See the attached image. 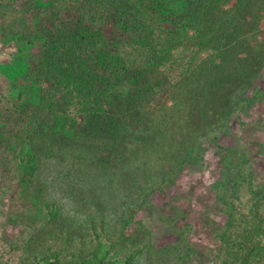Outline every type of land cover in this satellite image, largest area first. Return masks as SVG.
Here are the masks:
<instances>
[{
  "label": "trees",
  "instance_id": "16d2710c",
  "mask_svg": "<svg viewBox=\"0 0 264 264\" xmlns=\"http://www.w3.org/2000/svg\"><path fill=\"white\" fill-rule=\"evenodd\" d=\"M34 1L21 4L44 19L42 45L28 62V77L41 86V97L22 109L15 106L0 128V200L24 188L23 181L28 194L22 196L26 203L17 206L18 213L35 212L38 204L30 194L36 196L39 190L44 196L41 166L47 160L58 161L59 170L80 166L128 173L138 171L140 162L158 147V155L163 152L166 160H173L164 178L168 183L187 169L203 170L209 149L202 136L210 129L222 130L245 108L264 63V0H180L182 10L171 11L166 20L155 0H48L45 6H34ZM9 10L18 11L17 0H0V15L6 17ZM66 11L75 14L74 26ZM5 27L34 43L23 17L12 15ZM60 105L81 117L73 137L59 128ZM170 130L168 141L158 140ZM17 140L20 149L12 145ZM23 142L31 152L23 151ZM218 148L226 166L235 152ZM235 167L246 175L244 167ZM157 189H144V197L127 205L117 225L95 210L83 228H75L73 220L61 219L54 200L43 199L40 206L46 216L31 221L23 215L30 229L13 237L7 229L8 212L2 209L0 264H63L69 256L80 264H113L117 256L121 264H141V257L151 254L150 246L130 238L127 231ZM251 190L264 200V189ZM259 208L258 203L246 218L232 202L229 218L239 217L245 225L239 224L234 235L219 237L217 264H264V211ZM186 226L179 232L188 242L192 229ZM31 232L44 233L38 252L31 247ZM85 232L92 237V249L83 238ZM77 241L79 252L70 254ZM187 246L192 244H173L162 253L153 250L151 264L182 260Z\"/></svg>",
  "mask_w": 264,
  "mask_h": 264
},
{
  "label": "rangeland",
  "instance_id": "374dc122",
  "mask_svg": "<svg viewBox=\"0 0 264 264\" xmlns=\"http://www.w3.org/2000/svg\"><path fill=\"white\" fill-rule=\"evenodd\" d=\"M155 1L163 20H166L171 11L182 10L180 0ZM21 2L23 3V0H17L18 11L9 10L6 17L0 15V27H2L0 32V128L5 125L4 120L15 106L22 109L28 104L37 103L41 97V86L28 77V62L32 54L42 45L41 29L42 24L45 25L42 23L44 19L35 10H24ZM48 3V0H35L34 6H45ZM12 15L23 17L28 23L33 44L19 36L11 35L9 29L5 27L8 18L11 19ZM66 19L70 26H74L76 16L72 11H66ZM4 31H7L8 36ZM106 34L109 37L113 35L111 28L106 30ZM261 37L264 39V25ZM253 81V91L248 95L245 108L235 112L228 125L222 130L210 129L202 136L203 145L209 151L205 154L203 170L200 172L193 168L191 172H187V169L175 179L174 183H168L164 178L168 177L172 171L173 160H166L163 152L158 155L156 151L158 147H155L153 153L140 162L138 171L128 173L124 171L108 173L99 168L87 170L80 166H74L73 170L66 167L59 170L58 161L47 160L41 166V179L44 181L42 190H44L45 198L39 190L36 191V196L30 194L34 199L33 202L38 204L35 212L18 213L17 206L21 208L26 203L21 199L22 196L25 193L28 194L23 181L21 185L24 188L16 192L9 191L10 195L14 193V196L8 195L0 200V212L2 209L8 212V232L13 237H16V234L22 235L28 232L30 228L23 224L21 219L23 215H29L26 220L43 219L46 216L40 206L43 199L54 200L56 206L59 205L58 215L60 214L64 221L73 220L75 228L78 226L83 228L86 225L87 216L95 210H99L100 214L104 213L112 225H117V220L123 215L122 212L127 205L143 198L144 189L150 191L156 186L157 191L152 193L145 207L135 217L143 224L135 220L136 222L132 223L127 231L130 238H138L142 244L147 243L150 246L151 254H144L140 263L151 264L153 250L162 253L165 247L172 248L173 244L177 247L192 244L191 247L187 246L182 260L159 262V264H217L218 256H220L217 243L219 237L234 235L240 225L241 227L245 225L239 217L229 218L228 213L232 202L241 209L246 218L252 216L251 210L258 203L261 205L259 210L264 211V200L261 202V199L255 198L251 192L252 188L264 189V63L259 75H256ZM1 85L4 88H1ZM168 103L172 104V101ZM58 108L59 128L73 137L74 124L78 125L81 117L71 115L70 107L67 105H60ZM15 119L16 117L14 121ZM171 134L172 130L158 140L168 141ZM12 145L20 149L22 142L17 140ZM23 146L24 152H31L30 147L24 142ZM219 146L235 152L229 155L230 158L228 156L226 166L219 160L216 153ZM234 164L244 167L246 175H243L238 167L233 168ZM68 173L70 178L67 177ZM27 203L33 207L30 201ZM187 224L190 225L187 231L192 229V232L190 233L191 241L185 242L184 236L179 231L186 229ZM43 235V232L30 233L33 251L38 252L36 245L43 243ZM83 238L92 249L94 243L90 233L85 232ZM74 252H79L78 241L77 248L70 254ZM115 259H118V262L113 264L123 263L120 256ZM33 264L52 263L42 261ZM63 264H80V260L69 256ZM89 264L98 263L95 260Z\"/></svg>",
  "mask_w": 264,
  "mask_h": 264
}]
</instances>
